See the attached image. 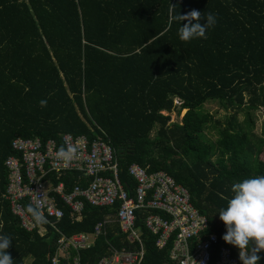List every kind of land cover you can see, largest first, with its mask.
Listing matches in <instances>:
<instances>
[{
	"label": "trees",
	"instance_id": "trees-1",
	"mask_svg": "<svg viewBox=\"0 0 264 264\" xmlns=\"http://www.w3.org/2000/svg\"><path fill=\"white\" fill-rule=\"evenodd\" d=\"M170 3L178 5L176 14L212 13L216 24L206 38L182 42L178 30L187 21L169 25ZM210 101L229 111L224 119L202 111ZM261 106L264 0H0V235L12 239L6 251L14 264L28 258L30 264H50L61 235L93 231L118 206L86 202L83 217L75 219L58 203L63 216L56 228L46 225L44 235L25 229L4 195L6 158L18 154L13 140L60 139L66 132L93 138L100 129L130 195L131 163L165 170L188 189L218 243H225L218 212L234 195L232 186L264 175V136L255 133L251 115ZM183 109L180 121H168L169 112ZM79 175L72 169L54 181L69 190ZM147 213L136 210L139 264H177L168 255L173 239L159 248L143 223ZM126 243L115 223L80 251V264H98L109 244ZM258 255L264 264V250Z\"/></svg>",
	"mask_w": 264,
	"mask_h": 264
},
{
	"label": "built area",
	"instance_id": "built-area-1",
	"mask_svg": "<svg viewBox=\"0 0 264 264\" xmlns=\"http://www.w3.org/2000/svg\"><path fill=\"white\" fill-rule=\"evenodd\" d=\"M102 134L89 137L66 132L60 139L18 135L13 146L18 154L6 158L9 168L5 198L22 226L44 235L47 226L55 225L63 216L58 206L68 207L70 216L83 217L85 203L94 206H118L114 212L98 221L93 231H82L70 236L61 235L50 264H80V251L106 235L108 227L117 223L127 243L108 251L98 264H139L143 257L141 230L136 225V210L148 213L143 219L146 228L156 235L155 244L162 248L173 239L168 255L177 264H241L239 250L233 245L218 243V235L210 230L207 217L192 203L190 192L165 170L148 171V166L131 163L128 174L135 182L130 195L120 179V164L114 149L102 129ZM78 143V156L65 168L54 159L61 145ZM78 170L77 184L65 190L57 180L68 170ZM43 194L42 211L46 222L36 224L26 208ZM41 230L45 232L42 233ZM226 232H224L225 234ZM235 251V252H234ZM192 257V258H191Z\"/></svg>",
	"mask_w": 264,
	"mask_h": 264
},
{
	"label": "clouds",
	"instance_id": "clouds-1",
	"mask_svg": "<svg viewBox=\"0 0 264 264\" xmlns=\"http://www.w3.org/2000/svg\"><path fill=\"white\" fill-rule=\"evenodd\" d=\"M177 6L170 3L169 25L174 21L180 23L187 21L178 30L179 39L182 42H189L195 38H206L207 29L216 24L215 15L212 13L204 15L195 9L183 15L176 14ZM201 19L206 22L201 24ZM46 105V100L40 101L41 107ZM78 150V143L61 145L55 152L54 159L67 168L77 158ZM231 191L234 195L227 199V206L218 212L219 219L226 227V233L222 239L240 250L241 264H258L261 259L258 253L264 250V175L246 178L235 183ZM43 194L37 193L36 201L26 208L36 224L46 222L42 211ZM2 227L3 225L0 224V228ZM11 244L12 239L9 235H0V264H14L11 255L6 251Z\"/></svg>",
	"mask_w": 264,
	"mask_h": 264
},
{
	"label": "rangeland",
	"instance_id": "rangeland-1",
	"mask_svg": "<svg viewBox=\"0 0 264 264\" xmlns=\"http://www.w3.org/2000/svg\"><path fill=\"white\" fill-rule=\"evenodd\" d=\"M175 103H177L175 101ZM202 111H209L215 115V117H220L224 119V116L228 114L229 111L224 110L220 107L219 103L217 101H210L206 103ZM185 112V109L181 110L179 113L176 111L169 112V122L171 121H180L181 116ZM163 114H166L165 111L162 112ZM252 119L254 120V131L259 136H264V107H258L256 110H251ZM243 119V114H238V120L241 121ZM209 136L215 140L217 138V134L215 131L213 133H210ZM215 155H213L214 157ZM260 158L264 160V148L262 153L260 154ZM42 233H44V230H41ZM31 258L26 259V264H30Z\"/></svg>",
	"mask_w": 264,
	"mask_h": 264
},
{
	"label": "water",
	"instance_id": "water-1",
	"mask_svg": "<svg viewBox=\"0 0 264 264\" xmlns=\"http://www.w3.org/2000/svg\"><path fill=\"white\" fill-rule=\"evenodd\" d=\"M236 250H239L237 247L233 246ZM240 251V250H239Z\"/></svg>",
	"mask_w": 264,
	"mask_h": 264
}]
</instances>
